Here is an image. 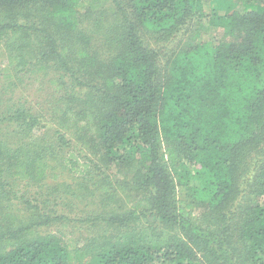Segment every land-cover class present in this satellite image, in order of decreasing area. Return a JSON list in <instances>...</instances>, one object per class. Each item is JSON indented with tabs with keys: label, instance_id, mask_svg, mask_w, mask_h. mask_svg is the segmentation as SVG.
I'll list each match as a JSON object with an SVG mask.
<instances>
[{
	"label": "trees",
	"instance_id": "obj_1",
	"mask_svg": "<svg viewBox=\"0 0 264 264\" xmlns=\"http://www.w3.org/2000/svg\"><path fill=\"white\" fill-rule=\"evenodd\" d=\"M0 46L6 77L56 72L53 110L86 150L65 164L95 183L90 154L117 161L130 175L116 189L136 196L97 214L103 230L82 245L37 230L62 215L19 219L8 189L46 175L44 126L0 100L18 137L0 131V264H264V0L211 14L204 0H0Z\"/></svg>",
	"mask_w": 264,
	"mask_h": 264
},
{
	"label": "rangeland",
	"instance_id": "obj_2",
	"mask_svg": "<svg viewBox=\"0 0 264 264\" xmlns=\"http://www.w3.org/2000/svg\"><path fill=\"white\" fill-rule=\"evenodd\" d=\"M220 1L204 0L205 13L216 12ZM84 25L88 26L87 20ZM214 32L215 30L212 33ZM92 42L94 49L103 52L102 39L97 33H95ZM7 54L5 48L0 46V100L5 103L8 101L21 102L27 108L30 107L31 111L39 116L44 127L36 135V139L39 143L46 145L43 155L48 164L46 175L42 179L16 181L14 187L12 186L8 189V196L15 191L17 196H21L20 200L12 198V203H14L12 208L17 210L19 219H28L36 210L41 215H62L63 218L58 221H50L47 225L39 226L37 230L45 235H54L60 241H68V237H70L77 244L82 245L88 239L91 241L103 230L101 216L99 219H94L97 214L109 211L113 207L125 209L126 206L123 203L129 206L134 201L136 196L133 190H119L116 189L115 185L116 180L121 181L124 175L127 173L130 175V172L117 161L105 162L97 160L94 154H90L89 158L95 161V164H92L96 166V168L92 167L96 178L95 183L86 182L84 175L73 172L65 164L63 157L69 152H75L78 159L82 161L83 156L86 155V150L80 147L79 131L74 129L70 131L62 128L59 123L61 122L60 114L53 110L57 106L55 100H63L61 92L54 91L53 86L49 82L50 78L56 76V72L52 68L45 70L35 69L25 75L14 74L11 78L6 77L4 74L8 66ZM83 89L76 90L82 92ZM4 105H0V112L3 110ZM0 131L5 134V138L12 146L17 144V132H12V128L2 127ZM58 133L65 135L68 140L67 145H61L57 141ZM89 149L97 152V149L91 148L90 145ZM260 158L264 159V153L261 154ZM254 168L250 167L248 176L252 175ZM109 182L111 185H109ZM104 184H108L110 188L107 190L102 189L101 187ZM190 185L198 186V180L191 179ZM22 199L24 200L22 201ZM26 201H28L29 206L28 204L25 206ZM30 205H32V209L29 208Z\"/></svg>",
	"mask_w": 264,
	"mask_h": 264
}]
</instances>
